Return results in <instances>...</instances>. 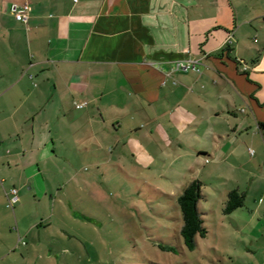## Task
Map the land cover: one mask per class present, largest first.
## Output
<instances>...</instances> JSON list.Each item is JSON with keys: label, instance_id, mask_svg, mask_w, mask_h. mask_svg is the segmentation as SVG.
I'll use <instances>...</instances> for the list:
<instances>
[{"label": "crops", "instance_id": "obj_1", "mask_svg": "<svg viewBox=\"0 0 264 264\" xmlns=\"http://www.w3.org/2000/svg\"><path fill=\"white\" fill-rule=\"evenodd\" d=\"M0 1V195L12 179L19 211L48 197L62 215L63 200L77 209L87 193L102 199L96 173L112 163L140 170L162 156L182 171L225 166L248 181L237 210L259 234L264 264V42L226 45L240 26L235 5ZM26 2L22 23L12 7ZM263 17L249 11L243 24L255 28ZM190 60L199 72L178 69ZM84 167L95 175H79Z\"/></svg>", "mask_w": 264, "mask_h": 264}, {"label": "rangeland", "instance_id": "obj_2", "mask_svg": "<svg viewBox=\"0 0 264 264\" xmlns=\"http://www.w3.org/2000/svg\"><path fill=\"white\" fill-rule=\"evenodd\" d=\"M219 2L236 6L240 25L234 37L232 33L228 36L226 45L240 39L246 48L260 49L264 42L263 19L255 22V28H248L243 16L249 11L264 13V0ZM1 4L0 1V7ZM209 9L217 15V8ZM229 19V29L233 31L231 12ZM259 153L258 163L263 166L264 145ZM200 164L192 171H182L180 165H166L161 156L140 170L137 166L131 169L126 160L117 166H103L96 173L102 199H92L93 195L87 193L77 209L63 200L62 215L58 210L52 213L48 197L46 202L25 204L19 211L20 186L6 179L0 195V264H258L259 234L244 225L246 219L239 209L229 214L223 211L228 193L237 188L244 192L248 181L228 167L210 171ZM84 168L78 171L79 175H95L89 167ZM191 176L204 183L198 209L207 234L196 236L195 247L190 251L180 236L182 216L177 197L191 182ZM261 179L264 181V176L260 182ZM13 184L20 198L14 209L8 206L6 196ZM32 224L36 226L33 228ZM160 243L173 246L175 252L162 251Z\"/></svg>", "mask_w": 264, "mask_h": 264}, {"label": "trees", "instance_id": "obj_3", "mask_svg": "<svg viewBox=\"0 0 264 264\" xmlns=\"http://www.w3.org/2000/svg\"><path fill=\"white\" fill-rule=\"evenodd\" d=\"M261 126L264 127V124ZM202 185L200 181L192 180L183 188L182 193L177 197V204L182 216L180 236L184 246L190 251L195 247L196 236L202 238L207 234L202 214L198 209V202L202 198ZM243 205L244 194L237 190H232L227 195L223 211L225 214H229ZM158 247L162 251L175 252V248L168 244L160 243Z\"/></svg>", "mask_w": 264, "mask_h": 264}, {"label": "built area", "instance_id": "obj_4", "mask_svg": "<svg viewBox=\"0 0 264 264\" xmlns=\"http://www.w3.org/2000/svg\"><path fill=\"white\" fill-rule=\"evenodd\" d=\"M30 12V6L28 4V2L24 3L22 6L17 7L14 6L12 7V13L14 15V17L16 18V20L21 21L22 23H26L28 20V15ZM182 69V70H193V71H197L199 72V69L196 67V62L194 61H187L186 63H180L178 65V69ZM84 106V104H77L76 107L77 108H82ZM18 200L17 197V190L16 189H11L10 190V196H8V206L12 207L13 204Z\"/></svg>", "mask_w": 264, "mask_h": 264}]
</instances>
